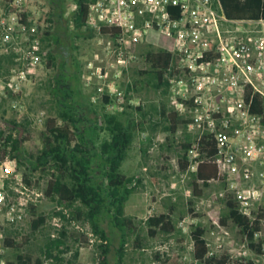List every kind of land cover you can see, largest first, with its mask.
<instances>
[{"label": "rangeland", "instance_id": "obj_1", "mask_svg": "<svg viewBox=\"0 0 264 264\" xmlns=\"http://www.w3.org/2000/svg\"><path fill=\"white\" fill-rule=\"evenodd\" d=\"M7 1L0 0V8H4ZM65 5L64 20L49 23L46 18L51 11L50 0H29L23 10L31 14L30 24L37 26L36 36L20 33L14 26L11 42L5 45L0 43V133L4 132L0 139V264H18L19 254L41 256L49 238H60L64 228L67 231L66 242L72 252L59 257L61 261L45 259V264H68L76 250L80 252L78 262L99 264L96 244L101 240L92 233L91 225L85 221L69 222L58 216L56 213L62 207L45 196L48 177L30 166V161L43 147L47 123L57 118L60 111L53 93L55 80L59 76L75 91L88 118H95L96 114L116 115L134 134L121 171L142 180L141 189L131 195L126 203V215L136 219L141 246L137 244L136 235L129 237L125 264H161L156 260L159 255L163 260L178 257L179 264H199L193 258L191 238V231L197 225L207 230L206 239L214 254L228 255L232 260L247 258L256 264H264V224L260 236L256 238V241L263 243V254L259 255L249 248L248 240L233 221L227 220L226 225L220 223L228 214L226 199L227 194L231 193L229 183L224 179L211 181L208 187L200 183L203 194L198 197L194 195L191 172L180 171L178 160L184 154L180 144L193 142L196 137L195 132L188 128L191 114H178L182 121L178 130L176 133L169 130L162 107L177 112L171 86L157 87L155 75L140 73L142 70L150 71L142 59L148 47L141 45L135 50L136 59L129 64L120 81L125 92V110L116 113L109 110L105 102L93 101L101 84L97 80L88 84L86 79L90 72L88 65L94 61L95 54H105L107 38L94 33H74V1L65 0ZM19 10L14 8L16 14L21 15ZM249 27L264 30V24ZM49 29L59 37V44L54 40L42 39ZM34 37L40 39V49L38 61L32 63L29 51ZM49 54L54 59L51 63ZM108 62L111 64L113 60ZM108 66L113 74L114 69ZM11 80L14 81L13 88L8 86ZM9 133L16 138H27L23 143L21 162L5 146L4 140ZM110 138L111 133L102 123L98 143ZM26 176L29 182H26ZM171 204L176 206L173 214L176 231L149 237L146 220L151 215L167 212ZM33 206L38 214L48 218L39 232H32V220L36 218ZM65 214L69 217V210H65ZM103 227L112 240L110 262L117 264L120 233L107 223H103ZM82 235L89 240L84 247L79 243ZM6 238L14 239L23 248L6 247Z\"/></svg>", "mask_w": 264, "mask_h": 264}, {"label": "built area", "instance_id": "obj_2", "mask_svg": "<svg viewBox=\"0 0 264 264\" xmlns=\"http://www.w3.org/2000/svg\"><path fill=\"white\" fill-rule=\"evenodd\" d=\"M28 1L8 0L0 8V43L11 42L14 26L20 33L36 36L31 14L23 10ZM86 3L83 30L107 38L105 54H95L88 65V84L95 80L101 84L93 101L109 96V110L123 112L125 92L120 81L136 59L135 50L144 45L171 52L173 60L165 76L172 100L178 114H191L188 128L196 134L187 154L188 171L195 173L205 156L200 149L202 140L213 141L217 148L213 161L220 167L218 180L229 183L240 213L255 223L264 214V30L249 26L264 21L230 20L221 0ZM103 28L110 30L108 35L102 34ZM39 45L40 39L34 37L29 51L32 63L38 61ZM255 100L260 108L257 112L253 111ZM260 222L262 226L264 218Z\"/></svg>", "mask_w": 264, "mask_h": 264}, {"label": "trees", "instance_id": "obj_3", "mask_svg": "<svg viewBox=\"0 0 264 264\" xmlns=\"http://www.w3.org/2000/svg\"><path fill=\"white\" fill-rule=\"evenodd\" d=\"M225 15L230 20L264 21V0H221ZM51 11L46 20L49 23L62 21L66 15L65 0H50ZM77 9L73 13V31L77 35H90L93 32L83 30L85 25L88 6L86 0H76ZM108 28L102 29L103 35L109 34ZM44 41L54 40L59 44V37L50 29L44 32ZM147 47V46H146ZM152 47V46H151ZM148 47L142 55L143 61L150 67V71H140L142 75L153 74L157 78V87L169 88V81L165 74L171 66L173 55L165 49L154 50ZM150 48V49H149ZM49 54V63L53 61ZM59 114L57 118L47 123L46 133L43 134V147L38 155L30 161L34 171L41 170L48 177L46 198L56 202L62 207L56 214L66 221H85L91 225L92 233L100 238L96 244L98 249L99 264H111L112 240L109 232L103 227V223L110 225L112 229L120 233L121 243L116 250L117 264H125L126 246L129 237L136 235L138 246L139 235L137 233L136 219L126 215V203L130 196L137 193L142 187V180L127 176L121 168L125 162L128 151L134 141V134L129 131L116 115L96 114L95 118H88L81 108L75 96V91L59 76L55 80L53 88ZM110 102L109 96L98 98L97 101ZM96 101V102H97ZM259 103L255 100L253 111H259ZM162 115L169 123V130L176 133L180 123L178 113L169 111L166 106L162 107ZM105 123L106 129L111 133L110 140L99 142L101 125ZM186 123V121H185ZM15 127L17 124H14ZM4 132L0 133V139ZM5 146L10 149L21 162L23 157V143L27 138L15 137L9 133L5 138ZM192 142L180 144L184 154L178 160L179 169L182 173L188 171V150ZM201 152L205 154L198 169L193 176V189L195 196H202L203 187H208L211 181L219 178L220 167L213 161L217 148L213 141L204 138L201 142ZM26 182L28 176H26ZM226 205L227 217L220 223L226 225L227 220L233 221L240 229L243 236L248 240L249 248L255 253L263 254V243L255 239V234L262 230L260 220L264 214H259L258 220L251 223L249 218L240 213L233 195L227 194ZM36 218L32 220V232H39L47 222V216L38 214L33 206ZM65 210H69L70 216H66ZM176 206L171 204L169 210L164 213L154 214L148 217L146 225L148 236L157 237L159 233L171 234L176 231L173 220ZM192 210H190V213ZM207 230L197 225L191 231L193 241V258L199 264H256L253 260L242 258L232 260L228 255H218L211 252L206 239ZM60 238H49L43 247L41 256H29L19 254L18 264H45V259L61 261L63 254L72 252L66 242L67 231L62 229ZM79 243L89 244L88 237L82 235ZM5 246L13 249H22L23 246L14 239L6 238ZM79 250L73 252V259L68 264H83L77 261ZM161 264H179L178 257L161 259L156 256ZM12 264V263H10ZM194 264V263H192Z\"/></svg>", "mask_w": 264, "mask_h": 264}]
</instances>
